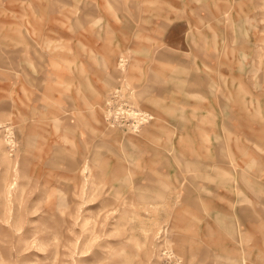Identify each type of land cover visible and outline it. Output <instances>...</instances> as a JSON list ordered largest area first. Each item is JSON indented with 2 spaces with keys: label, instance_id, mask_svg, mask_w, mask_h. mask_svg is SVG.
I'll return each instance as SVG.
<instances>
[{
  "label": "rangeland",
  "instance_id": "1",
  "mask_svg": "<svg viewBox=\"0 0 264 264\" xmlns=\"http://www.w3.org/2000/svg\"><path fill=\"white\" fill-rule=\"evenodd\" d=\"M0 264H264V0H0Z\"/></svg>",
  "mask_w": 264,
  "mask_h": 264
}]
</instances>
